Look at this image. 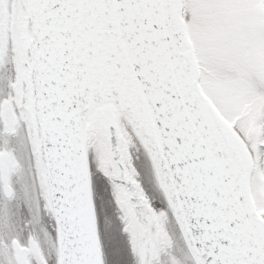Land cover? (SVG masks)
I'll return each instance as SVG.
<instances>
[{"label":"snow or ice","instance_id":"6c2138e0","mask_svg":"<svg viewBox=\"0 0 264 264\" xmlns=\"http://www.w3.org/2000/svg\"><path fill=\"white\" fill-rule=\"evenodd\" d=\"M0 264H264V0H0Z\"/></svg>","mask_w":264,"mask_h":264}]
</instances>
